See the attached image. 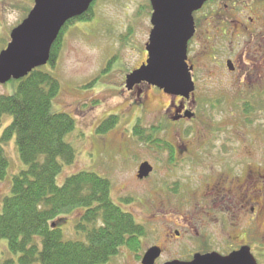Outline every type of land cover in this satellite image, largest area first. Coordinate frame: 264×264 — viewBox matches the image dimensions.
Listing matches in <instances>:
<instances>
[{
  "label": "rangeland",
  "instance_id": "obj_1",
  "mask_svg": "<svg viewBox=\"0 0 264 264\" xmlns=\"http://www.w3.org/2000/svg\"><path fill=\"white\" fill-rule=\"evenodd\" d=\"M251 1H210L208 5L204 6L205 9H202V23L209 21L207 18L212 15L213 8H216L218 4L223 7L225 3L240 6L248 12H246L247 15H252L257 19V14L260 15L262 12L260 9L263 7L259 4L248 6L247 2ZM93 3V16L90 20L70 24L63 31L56 65L52 66L49 63L43 67L60 82L59 94L53 101L54 110L66 112L76 121L75 129L66 135V141L76 150V160L63 167L57 177V183L60 185L68 176L83 170L93 171L109 178L108 172L115 165L116 160L120 159L112 146H116L118 135L117 133L112 135L109 139L111 145L106 147L104 136L97 132V128L102 120L114 114L121 117V121L117 120L120 124L117 126L115 124L114 127L130 128L133 117L140 112V109L131 105V102H134L135 95L133 96V94L135 92L132 93L127 89L125 81L127 75L145 58L144 49L149 38L151 12H153L150 1L95 0ZM33 5L34 0H0V53L7 47L11 31L27 17ZM230 17L234 19L233 15ZM232 28H235L234 23L231 25ZM205 42V50L206 46L210 49L214 44L208 39ZM229 43L231 41L226 40L227 50L224 51L225 48H223L225 56L221 54L220 57H226L230 54V50H233L232 43L231 46ZM193 45L192 52L194 49L197 50V47L195 48L197 39ZM244 47L243 45L239 46L236 48V52L244 50ZM213 57L214 55L209 51L207 53L202 51V93L198 95L199 105L195 107L197 113H202V124L188 125L202 129V144H207L211 150L207 152L204 162L218 161L217 165H219L223 160H233L242 154H249L248 160H258L264 164V88L241 87L237 83V78L231 75L225 66L222 67L220 64L222 61ZM246 86L250 85L246 84ZM17 87L18 81L14 79L0 84V94H13ZM153 91L154 99L147 108L151 112H157L168 104L169 96ZM153 119V115L148 112L146 124L151 123ZM11 121V115L4 116L0 122V136ZM212 133H214L213 136H211ZM192 137L191 144L197 143L198 137ZM2 144L9 158L10 166L6 178L0 180V211L5 196L11 193L13 176L26 168V164L21 159L16 139L13 138ZM244 144H247L248 148L244 147ZM245 149H248L250 153ZM144 155L150 157L146 156L149 155L148 152ZM151 158L158 167L163 165L162 162L157 161L159 159L156 158L155 161L153 154ZM245 158L247 159V157ZM113 172L115 175L113 182L118 195L126 188V183L128 187L135 190L137 195L149 201L147 191L152 190L151 186L156 181L154 174L147 186L146 184H135L136 182L132 178V167L125 169L119 167L113 169ZM162 197L164 200L166 199L167 205V198L161 195L160 199ZM112 198L124 210L134 211L136 220L143 222L144 225L162 224L164 219L177 221L180 217L179 214L167 215L170 213L165 209L167 216L160 214L161 216H158L160 220L154 221L156 215L153 210L150 209L142 214L144 207L136 198L126 202L113 192ZM132 205L136 208L133 209ZM159 205L162 203L159 202ZM179 207L182 208L181 202H179ZM68 219L67 224L63 227L65 236L78 238V230L75 229L74 221L77 217L70 214ZM148 231L151 232L150 228ZM207 231H213L216 240H220L222 243L226 239V234L221 230L220 225L212 224L210 226L207 222ZM154 241L153 233H150L140 243L141 249L148 247ZM121 251H123L120 252L121 255L113 257L108 264H138L137 251L126 250V248H122ZM18 260V254L11 252L7 240L2 239L0 241V264H19Z\"/></svg>",
  "mask_w": 264,
  "mask_h": 264
},
{
  "label": "flooded vegetation",
  "instance_id": "obj_2",
  "mask_svg": "<svg viewBox=\"0 0 264 264\" xmlns=\"http://www.w3.org/2000/svg\"><path fill=\"white\" fill-rule=\"evenodd\" d=\"M247 4H259L263 7L260 9L262 14H257L255 19L252 15H247L248 12L240 6L225 3L222 7L218 4L211 10L212 15L207 18L209 21L202 23V8L194 12L195 32L189 40L188 57L189 64L193 66L195 90L189 98L168 94L146 81L138 83L129 89L130 92H135L131 105L140 109L131 121L132 126L110 127L103 133L106 147L111 145L110 137L116 133L118 135L116 146H112L120 159L116 160L107 178L111 183V196L113 192L126 202L136 198L144 207L142 214L153 210L156 215L154 221L161 215H180L177 221L164 219L162 224L156 223L153 226L139 222L146 231L140 237V243L150 233H153L155 241L144 249L139 246L140 249L136 250L138 264H144V256L152 247L160 250V256L153 264L190 263L199 254L217 252L227 256L243 247H249L258 264H264V164L258 160H248L249 154H242L240 157L243 159L237 157L223 160L219 165L218 161L204 162L207 152L211 150L207 144H202V129L188 126L202 124V113H197L195 109L199 105L198 95L202 93V51H209L214 55L213 58L220 59L222 67L225 66L237 78L241 87L264 88V0H252ZM232 23L235 25L234 29H231ZM153 27L151 22L149 36ZM196 39L197 50L192 52ZM207 39L214 44L210 49L206 46L205 50L204 42ZM226 40L231 41L233 50H230L229 56L224 57ZM148 41L144 49L145 58L136 68H140L148 59ZM242 45L245 46L244 50L236 52V48ZM221 54L224 56L220 57ZM153 90L169 96L168 104L157 112H151L147 108L154 99ZM148 112L154 119L146 124ZM119 120L121 121V117ZM213 135L214 133L211 134ZM192 136L198 137L197 143L191 144ZM244 145L248 148L247 144ZM245 150L250 153L248 149ZM146 152L149 153L146 156L150 157H145ZM152 154L155 161L159 159L157 161L163 165L158 167L151 158ZM144 163H148L152 170L147 176L141 177V166ZM119 167H132V178L138 185L149 186L148 181L154 174L156 181L151 186L152 190H146L149 201L137 195L126 183V188L119 195L116 193L113 169ZM161 195L167 198V205L166 199H160ZM179 202L182 203V208L179 207ZM133 205L132 208L135 209ZM128 212L133 214L134 211ZM207 222L210 226L220 225L226 234L223 243L216 240L213 231H207Z\"/></svg>",
  "mask_w": 264,
  "mask_h": 264
},
{
  "label": "trees",
  "instance_id": "obj_3",
  "mask_svg": "<svg viewBox=\"0 0 264 264\" xmlns=\"http://www.w3.org/2000/svg\"><path fill=\"white\" fill-rule=\"evenodd\" d=\"M93 6V5H92ZM93 9L70 24L90 20ZM61 32L52 47L50 64L59 57ZM13 94H0V122L12 121L0 136V180L10 161L2 143L16 139L26 168L13 176L11 193L0 211V241L19 256V264H108L122 248L138 250L145 228L135 216L116 204L111 183L93 171H78L63 184L57 177L76 160L66 135L76 127L73 116L54 110L60 82L43 67L17 80ZM120 117L111 115L97 128L105 133ZM111 126H108V125ZM128 202V200H127ZM74 214L78 238H67L63 227Z\"/></svg>",
  "mask_w": 264,
  "mask_h": 264
},
{
  "label": "water",
  "instance_id": "obj_4",
  "mask_svg": "<svg viewBox=\"0 0 264 264\" xmlns=\"http://www.w3.org/2000/svg\"><path fill=\"white\" fill-rule=\"evenodd\" d=\"M154 25L147 44L148 59L127 75L126 85L132 89L143 81L168 94L189 98L195 90L193 66L189 65L188 44L195 32L194 12L209 0H150ZM94 0H35L26 18L11 32V40L0 53V83L26 77L34 69L46 65L51 50L66 23L87 12ZM152 168L141 166L140 176ZM160 256L157 247L150 248L143 259L153 264ZM167 264H258L249 247L228 256L212 252L196 255L190 263Z\"/></svg>",
  "mask_w": 264,
  "mask_h": 264
}]
</instances>
